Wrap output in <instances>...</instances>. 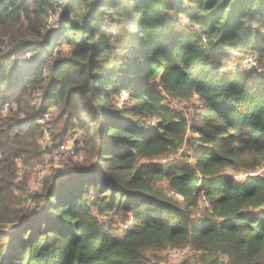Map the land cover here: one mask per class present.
<instances>
[{
	"label": "trees",
	"instance_id": "trees-1",
	"mask_svg": "<svg viewBox=\"0 0 264 264\" xmlns=\"http://www.w3.org/2000/svg\"><path fill=\"white\" fill-rule=\"evenodd\" d=\"M263 169L264 0H0V264H264Z\"/></svg>",
	"mask_w": 264,
	"mask_h": 264
},
{
	"label": "rangeland",
	"instance_id": "rangeland-1",
	"mask_svg": "<svg viewBox=\"0 0 264 264\" xmlns=\"http://www.w3.org/2000/svg\"><path fill=\"white\" fill-rule=\"evenodd\" d=\"M127 29L128 30H133V27L132 26H127ZM30 54L28 53L26 55V57H28ZM238 56H240L239 54H237ZM248 57H251V55L249 54H246V55H243L242 54V57H237L239 61L237 62H240V64L245 67L246 69H250V70H255L256 72H260L261 69L259 68L258 64L256 66V69L254 68H248V66L244 63V59L245 58H248ZM229 67H233V66H229ZM55 128V129H54ZM54 129V133L53 135L56 136V139L60 141V139L63 137V132H62V127L59 125L58 127H55L54 124H52L51 126V130ZM70 133V132H69ZM69 133H66L63 137L64 140L66 139H71V134ZM60 135H62V137L60 138ZM73 135V134H72ZM73 137V136H72ZM75 138V137H73ZM47 139V138H46ZM55 155H52L50 157H52L50 159L49 156H45V162H44V165L41 170L39 169L38 172H36L35 174H33L32 178L30 179V181L28 180L27 177H24L23 178H20V183L17 187L16 190H14V193H13V198L16 199L18 196H20L21 199H24L26 198V196L23 195V191L26 190V189H33V192H36L37 189L40 187L41 185V181L42 179L48 175V172L50 169H53V168H58V166H60L61 162H58L56 161V159L54 158ZM49 159V160H48ZM263 172H264V169H263ZM21 173V172H20ZM30 176V174H29ZM238 178H243L241 175H238ZM26 204H31V201L30 199L28 198V201L26 202ZM188 252L187 251H166V252H162L160 253V257H161V260H162V263L160 264H181L185 258L187 257V254Z\"/></svg>",
	"mask_w": 264,
	"mask_h": 264
},
{
	"label": "built area",
	"instance_id": "built-area-1",
	"mask_svg": "<svg viewBox=\"0 0 264 264\" xmlns=\"http://www.w3.org/2000/svg\"><path fill=\"white\" fill-rule=\"evenodd\" d=\"M241 57H242V55H241ZM243 61L248 66V68H256L257 62L254 58L248 57V58H245ZM3 112H6V110L4 109ZM49 116H50L49 113H45L44 116L41 119H39V123H43L44 121H46L49 118ZM71 144H72V142L71 143H65L59 147V150L57 151V153L54 156L56 161L60 162L63 159V157L65 156V154H67V153L72 154L73 149H72ZM182 152H183V148H181L179 150V153L177 156L179 157ZM185 162L190 166L193 165V161H192L191 157L185 159ZM202 200H203L202 201L203 204L207 205V200H205L204 197H202Z\"/></svg>",
	"mask_w": 264,
	"mask_h": 264
}]
</instances>
